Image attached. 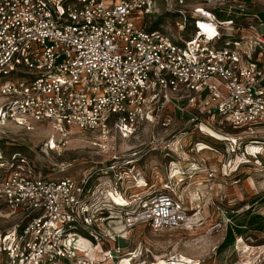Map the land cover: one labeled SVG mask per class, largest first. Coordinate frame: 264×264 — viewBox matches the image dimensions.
I'll return each mask as SVG.
<instances>
[{"label": "built area", "instance_id": "1", "mask_svg": "<svg viewBox=\"0 0 264 264\" xmlns=\"http://www.w3.org/2000/svg\"><path fill=\"white\" fill-rule=\"evenodd\" d=\"M154 4L0 0V126H50L55 135L46 145L61 151L72 128L129 138L143 122L167 130L178 111L189 115L178 136L205 133L204 125L239 148L240 135L222 128L264 125V21L255 14L254 26L240 25L235 20L247 15L244 4L237 12L228 0H200L190 10L191 36L174 40L144 24ZM165 9L175 3L167 1ZM203 24L212 26L211 34ZM117 169L112 164L103 173ZM205 171L211 181L213 172ZM89 180L49 177L17 152L7 161L0 156V218H16L0 231V264L113 261L125 248L117 241L135 226L179 229L200 215L169 182L139 194L120 192L119 204L111 196L117 183L109 190L107 182L96 188Z\"/></svg>", "mask_w": 264, "mask_h": 264}, {"label": "rangeland", "instance_id": "2", "mask_svg": "<svg viewBox=\"0 0 264 264\" xmlns=\"http://www.w3.org/2000/svg\"><path fill=\"white\" fill-rule=\"evenodd\" d=\"M167 1L175 3L174 10L165 9ZM199 1L184 0L183 4H178L176 0H154V12L144 17L143 22L147 28L160 30L174 40L188 39L193 28L190 10ZM228 1L231 8L238 9L237 12L240 10L238 3L244 4L243 13L247 15L238 16L237 24L254 26V15L264 13V0ZM203 26L212 32V26ZM260 30L264 31V24ZM175 115L174 123L167 130L160 122H143L129 138H122L112 130L107 136L100 137L72 128L70 142L61 151L50 150L46 145L48 138L55 135L50 126L38 125L29 131L6 124L0 126V156L7 161L14 152L20 153L35 169L49 177L70 176L79 180L82 175H88L89 183L96 188L105 181L109 184L107 188L112 190L113 184L117 183L118 195H114V199L119 202L125 200L120 192L139 194L143 188L165 187L169 182L181 189L186 205L200 209L196 222L183 228L155 231L147 225L135 226L127 239L117 241L119 246L125 247L117 259L94 264H154L160 259L169 264L170 258H182V255L191 257L198 264H264V231L252 233L242 229L248 233L235 235L234 243L228 247L217 248L229 225L242 224L252 211L264 216V125L251 130L245 127L235 130L227 126L222 128L233 136L240 135V138L235 137L239 146L236 149L224 140L222 134L211 130L213 137L208 136V128H202L205 133H181L179 137L178 133L188 124L185 120L189 115L178 111ZM201 140L206 144L200 142V152H197L195 142ZM173 141L174 147L182 146L179 151H185L184 145L190 143L189 149L195 148L193 154L197 160H203L202 164L192 160L191 163L179 162V166L176 163L172 166L169 161L176 157L171 147L166 146ZM127 158L132 162L125 165L123 162ZM112 164H116L118 169L103 173ZM132 164L134 171L128 172ZM206 169L213 172L211 181L207 179ZM173 174L177 176L173 177ZM202 186H206L203 191L200 189ZM2 204L0 199V207ZM15 221L16 218H0V231L8 229ZM127 251L131 253L125 258ZM120 257L125 258L124 261L120 262Z\"/></svg>", "mask_w": 264, "mask_h": 264}, {"label": "crops", "instance_id": "3", "mask_svg": "<svg viewBox=\"0 0 264 264\" xmlns=\"http://www.w3.org/2000/svg\"><path fill=\"white\" fill-rule=\"evenodd\" d=\"M205 139H206V137H205ZM200 142L205 143L206 141L201 140V141H199V143ZM169 147H171L170 149L173 150V155L176 157L175 159H173L174 160L173 163H176V165H178L179 162L191 163L192 160H196V162H198L199 165L202 164L201 162L203 160L202 161H199V159L197 160V158L195 157V154H193V151H195V148L193 147V148L189 149L191 147L190 143H188L186 146L184 145L183 149H185V151H179L180 148L179 147H174L173 145H170ZM196 151L198 152L199 149H197ZM198 155H199V153H198ZM199 156L202 157V154H200ZM187 157H189L191 159L186 160ZM206 158H207V156H206ZM209 158H211V157H209ZM172 166H173V164H172ZM203 187H206V186H202L200 188L202 191L204 190V189H202ZM214 190H216V189H214ZM245 219L246 220L242 224H237V226L239 228L247 229L248 232H252V233L253 232L254 233L262 232V231L258 230V228H262V226L264 224V216L262 214H260L257 211H252V212H250L249 214L246 215ZM229 226H231V225H229ZM247 231L246 230H242L241 231L242 235L243 234L246 235L248 233Z\"/></svg>", "mask_w": 264, "mask_h": 264}, {"label": "trees", "instance_id": "4", "mask_svg": "<svg viewBox=\"0 0 264 264\" xmlns=\"http://www.w3.org/2000/svg\"><path fill=\"white\" fill-rule=\"evenodd\" d=\"M219 16L221 19H225V17H226L224 14H220ZM259 18L262 21H264V13H260ZM149 29H154V28L152 27ZM241 229L242 228H239L236 224L234 226H228L226 229V234H225L222 242L218 245L217 248L223 249L225 247L232 245L234 243V240H235V235H242ZM258 230L263 232L264 231V224H263L262 228H258Z\"/></svg>", "mask_w": 264, "mask_h": 264}, {"label": "bare ground", "instance_id": "5", "mask_svg": "<svg viewBox=\"0 0 264 264\" xmlns=\"http://www.w3.org/2000/svg\"><path fill=\"white\" fill-rule=\"evenodd\" d=\"M202 27L208 32V34H211V31L209 30V28L204 27V26H202ZM202 128H206V129H207L208 127L202 125ZM208 130H210V131H208L209 136H212V132H211L212 129L208 128ZM212 131H213V130H212ZM214 135H215V134H214ZM215 138H216V137H215ZM218 139H219V138H218ZM199 150H200V149H199ZM209 151H210V150H209ZM175 171H176V170H175ZM176 172H177V171H176ZM176 176H177V175L173 174V177H176ZM158 178H159V177H158ZM159 181H160V178H159ZM114 195L117 196L118 193H117V194L111 193V196H112L113 200H115V199H114ZM115 202H117V203H119V204H123V203H124V202H119V201H116V200H115ZM179 262H180V263H179ZM194 262H195L196 264H198V261L192 259L191 257H189V256H187V255H182V258L179 259V261H178L177 264H193ZM154 264H167V263H166L165 260L160 259L159 261H156Z\"/></svg>", "mask_w": 264, "mask_h": 264}]
</instances>
